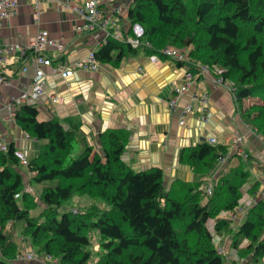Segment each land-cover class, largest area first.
Wrapping results in <instances>:
<instances>
[{
    "label": "trees",
    "instance_id": "16d2710c",
    "mask_svg": "<svg viewBox=\"0 0 264 264\" xmlns=\"http://www.w3.org/2000/svg\"><path fill=\"white\" fill-rule=\"evenodd\" d=\"M188 2L133 0L127 19L130 26L143 27L142 45L130 47L129 29L119 40L108 36L93 51L94 58L115 65L139 51L164 59L159 52L165 47L185 52L193 46L187 62L176 64L192 75L199 64L221 69L240 119L264 138V0ZM247 100L252 103L245 107ZM37 116L33 104H23L12 119L23 134L40 142L25 167L29 184L43 185L38 198L24 191L13 145L0 151V264L46 263L48 258L56 264H227L215 238L232 234V220L218 215L235 213L244 195L255 198L259 183H250L251 174L241 164L204 183L218 169V158L227 154L226 144L203 141L183 149L179 163L200 180H175L167 190L161 169L136 171L122 160V134L104 132L99 135L101 153L85 146L72 158L75 133L56 119L38 121ZM74 196L87 199L89 207L59 211ZM37 200L44 209L31 217ZM90 231L99 237L93 263ZM233 235L237 260L229 264H264V199H256ZM16 237L29 248L22 251ZM27 253L37 260H26Z\"/></svg>",
    "mask_w": 264,
    "mask_h": 264
},
{
    "label": "crops",
    "instance_id": "0c3cea01",
    "mask_svg": "<svg viewBox=\"0 0 264 264\" xmlns=\"http://www.w3.org/2000/svg\"><path fill=\"white\" fill-rule=\"evenodd\" d=\"M10 1L15 3L13 15L0 20V76L6 81L0 82V134L8 145L25 149L33 157L40 142L24 139L23 132L10 118L8 106L32 83L35 66L14 47L28 46L38 31L45 30L50 38L65 46L60 59L73 66L102 46L111 34L124 36L130 28L127 9L133 0H108L100 8V25L94 31L82 33L75 30L80 20L71 6L82 5L86 0H41L38 17L34 0ZM23 67L27 68L25 73L21 71ZM43 70L44 93L33 103L38 110L37 119H56L73 131L77 139L73 151L78 154L85 146L101 153L99 135L108 131L120 133L125 138L122 160L136 171L161 169L163 185L168 190L175 180H200L188 166L179 163V155L183 149L214 137L228 146V158L204 183H212L218 173L241 164L251 174L250 183L258 182V192L264 190V138L242 122L229 91L216 85L210 75L189 80L184 68L168 59L151 62L143 51L126 55L115 65L99 64L96 71L74 68L72 76L66 79L53 76L50 68ZM184 85H188L187 91L179 98L176 110L170 112L167 101L174 97L175 88ZM202 95L208 97L205 107L198 101ZM188 105L191 113L185 115V122L180 125L179 118ZM238 135L252 159L246 161L235 155L231 138ZM244 219L245 215H237L233 230ZM221 239L224 244L220 247L232 256L230 237ZM40 261L31 264H45Z\"/></svg>",
    "mask_w": 264,
    "mask_h": 264
},
{
    "label": "built area",
    "instance_id": "2783aa9c",
    "mask_svg": "<svg viewBox=\"0 0 264 264\" xmlns=\"http://www.w3.org/2000/svg\"><path fill=\"white\" fill-rule=\"evenodd\" d=\"M41 0H34V10L35 16L38 17L40 14V4ZM108 0H86L82 5H73L71 6L72 11L76 14L79 18L80 23L75 27L77 32H90L94 31L101 23L102 20V13H101V6L106 3ZM15 3L10 0H0V20H5L11 17L14 13ZM131 35L127 39V43L132 48H138L142 45V39L144 36V29L143 27L138 24H132L130 26ZM111 37L114 39H121L119 34H111ZM145 46H149L148 43H145ZM14 48L18 49L22 56H28L31 59L32 63L34 64V78L32 83L26 86L23 89V92L19 97L13 99L12 102L9 104L10 110V118L14 117V110L23 104H33L39 97H41L44 93L43 91V84L42 80L45 77L44 68H50L51 74L53 76H59L63 79L69 78L73 74V69H80V70H90L96 71L98 69L99 63L93 56V52L90 53L87 57L82 60H79L71 65H67L64 63L63 58L60 59L65 52V46L56 41L48 35V32L45 30H40L36 33L35 37L31 40L28 46L26 47H18L15 46ZM56 51L54 55L53 52ZM160 55L163 56L164 59H168L174 63H186L187 57L186 55L179 49L174 47H165L160 50ZM151 62H157L160 58L158 55H151L149 56ZM198 72L195 75H192L186 72V77L191 80L193 77H199L203 75H212L213 82L216 85L229 88L230 85L227 82H223L221 79L222 70L219 68H209L207 66L198 65ZM22 72H26L27 68L23 67L21 69ZM0 82L6 83L5 78L0 76ZM188 85H184L174 89V97L167 101L166 107L170 112H174L176 110L178 99L185 94L187 91ZM208 97L207 95H202L200 97V103L203 107L207 105ZM191 113V106L188 105L184 111L183 116L179 118V124H183L185 122V115ZM26 141L30 140V137L26 134L23 135ZM238 141L235 139L232 141L231 144L238 145V154L242 156L244 159L247 158V154L243 148V140L241 137L237 136ZM210 144H216L217 140L214 137H211L207 141ZM218 143V142H217ZM8 144L4 141L3 137L0 134V151L6 152L8 148ZM14 156L17 158L18 163L22 167H26L28 161L30 159L29 153L25 149H15ZM227 154L223 157L218 158L217 167L220 168L227 160ZM212 185H209L206 188V194H210V188ZM25 192H30V188L26 187ZM264 199V190H260L255 198H251L244 206L239 208L236 213L230 214L228 217H231L232 221L235 220L237 215L244 214L251 206L254 204L256 199ZM75 212V211H73ZM230 219V218H229ZM217 252L223 256L222 249L220 247L217 248ZM26 260L36 261L37 258L31 254L27 253L24 255ZM44 263V261H42ZM47 262H52V264H56L55 260L48 258Z\"/></svg>",
    "mask_w": 264,
    "mask_h": 264
},
{
    "label": "rangeland",
    "instance_id": "374dc122",
    "mask_svg": "<svg viewBox=\"0 0 264 264\" xmlns=\"http://www.w3.org/2000/svg\"><path fill=\"white\" fill-rule=\"evenodd\" d=\"M187 2H188V0H186ZM131 4V3H130ZM188 4H189V2H188ZM173 47V46H172ZM176 48V47H175ZM193 49V46H190V47H187L186 49H184V51L185 52H183L185 55H187V53H189V51H191ZM200 65V64H199ZM212 78H213V76L212 75H210ZM200 77V76H199ZM201 97V96H200ZM179 100V99H178ZM198 101H199V103H200V98L198 99ZM252 103V101H249V100H247L246 102H245V107H247V106H249L250 104ZM177 104H178V102H177ZM201 104V103H200ZM202 105V104H201ZM239 136V135H238ZM239 137H241V136H239ZM211 138V137H210ZM233 138V139H232ZM231 139H232V141H234L235 139L238 141V137L237 136H234V137H232ZM242 138V137H241ZM209 139V138H208ZM208 139H207V141H208ZM242 140H243V138H242ZM219 143V142H218ZM233 147L235 148V155L236 156H238L239 154H238V145H233ZM74 149H75V146H74ZM245 150V149H244ZM246 152V151H245ZM246 154L247 155H249L247 152H246ZM77 155H78V153L77 152H75V151H73L72 152V154H71V157L72 158H76L77 157ZM225 156V155H224ZM240 156V155H239ZM241 158H242V156H240ZM223 167V166H222ZM244 167H246L245 165H244ZM17 169L18 170H20L21 172H23L22 173V175H23V179H24V182L26 183V187H29L30 188V192L33 194V196L34 197H36V198H38V195H39V193H40V188H42L43 187V185H36V184H29V177H30V175L29 174H27L26 173V169H25V167H22V166H20V165H18L17 166ZM223 173V172H222ZM258 193V192H257ZM253 198V197H252ZM38 201V200H37ZM249 200H248V196L247 195H244L242 198H241V201H240V204H239V208H241L242 206H244L247 202H248ZM89 205H90V202L87 200V199H85V198H81V197H78V196H74L72 199H70L69 200V202L65 205V207H63V208H61L59 211H65V210H76L77 212L78 211H80V210H85L87 207H89ZM96 205H98V207L100 208V209H103V208H106V205L103 203V202H98V203H96ZM253 205V204H252ZM238 208V209H239ZM42 209H44V206H43V204H41L39 201H38V203H37V205H36V207L34 208V209H32V210H30V212H29V214H30V216L31 217H37L38 215H39V213H40V211L42 210ZM248 211V210H247ZM247 211L244 213V214H242V215H245L246 216V213H247ZM237 211H235V213H236ZM231 214H234V213H231ZM230 214H223V213H221L220 215H218V217H227V218H230V219H232L231 217H228ZM234 221V220H233ZM233 221H232V226L234 225V223H233ZM211 223L212 222H209V224H208V227L210 228L211 227ZM238 230V229H237ZM237 230H233V228H232V234H230V235H227V236H229L230 237V240L232 241V239H233V234L237 231ZM89 235H90V237H91V242H92V246H91V249L93 250V254H95L94 256H93V258H92V261H91V263H93L94 261H96V259H97V254H96V252L99 250V247H98V244H99V237H98V234H97V232L96 231H90L89 232ZM227 236H218V237H216L215 238V245H216V247H220L221 245H222V243L224 244V242L222 241V237H227ZM17 238V240H18V244H20L21 246H23V250L22 251H25V250H27L29 247L28 246H24V244L22 243V241H21V239L19 238V237H16ZM226 239V238H225ZM16 241V240H15ZM221 248V247H220ZM222 249V248H221ZM222 252H223V256H224V258H225V261H226V263L227 264H229V262L228 261H231V259L232 258H234V252H233V250L231 249V252H232V256H230L229 257V255H228V253H226V251L225 250H223L222 249ZM231 258V259H230ZM235 259H236V257H235ZM228 260V261H227ZM232 260H234V259H232ZM18 261V263H16V264H21V262H22V260H17ZM39 261V260H38ZM37 261V262H38ZM41 262V261H40ZM42 263V262H41ZM45 264H52V262H46ZM254 264V263H253ZM256 264H261V263H256Z\"/></svg>",
    "mask_w": 264,
    "mask_h": 264
}]
</instances>
